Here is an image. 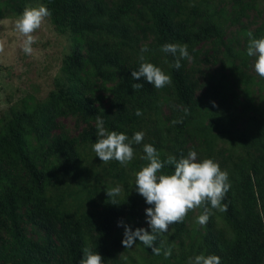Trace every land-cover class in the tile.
Instances as JSON below:
<instances>
[{"label":"trees","instance_id":"1","mask_svg":"<svg viewBox=\"0 0 264 264\" xmlns=\"http://www.w3.org/2000/svg\"><path fill=\"white\" fill-rule=\"evenodd\" d=\"M42 1L55 5L64 0ZM217 1L66 0L64 25L84 42L86 54L75 43L62 62L65 86L37 102L33 109H12L10 116L0 120V167L10 168L4 178L10 179L20 171L27 179L26 185L18 186L11 178L12 182L0 188V222L4 229L0 264H49L46 249L23 233L20 225L24 221L44 231L51 244L52 238L58 240L65 253L64 264H78L86 247L101 255L104 264H117V250L110 240L115 221L124 215L136 217L141 205H147L136 191L134 176L147 163L142 159L143 145L151 144L162 161L169 155L186 157L184 133L195 120L196 110L190 104L193 89L186 84L183 73L187 59H182L181 68L176 70L172 67L176 57L161 47L165 43H186L192 56L197 46L208 40L221 42L223 30L210 14V7ZM146 33L153 36L156 52L150 61L172 78L170 85L160 89L143 77H131L139 67L136 47L140 34ZM87 68L103 81L117 78L112 87L102 88L111 95L112 117L108 121L95 104L93 84L81 75ZM134 83L144 87L135 90ZM165 93L188 109L187 113L172 114L167 125L158 118ZM137 109L142 111L141 116L135 115ZM68 113L93 119L100 116L107 130L123 132L129 138L135 132H144L141 144L132 145L133 160L126 167L115 160L100 161L92 150L94 127L79 143L56 142L42 149L39 155L54 165L37 169V150L30 148L28 139L48 138L56 118ZM176 120L182 122L173 123ZM233 124L228 116L226 121H212L205 129L232 138ZM239 142L243 153L237 161L229 165L223 159L218 163L222 171H227L231 185L221 202L227 205V211L207 206L209 219L203 225L195 256L215 254L221 264H264V123L258 122L253 135H244ZM205 143L206 139L201 138L200 144ZM203 155L214 161L204 150ZM162 171L171 174L174 166L165 165ZM117 186L120 194L109 198L106 191ZM113 199L117 204H112ZM22 200L30 207L25 215L19 211ZM200 211L202 214L204 208ZM186 217L172 224L174 238L181 239ZM162 242L160 235L154 245L161 248V253L168 246V242L163 246Z\"/></svg>","mask_w":264,"mask_h":264},{"label":"rangeland","instance_id":"2","mask_svg":"<svg viewBox=\"0 0 264 264\" xmlns=\"http://www.w3.org/2000/svg\"><path fill=\"white\" fill-rule=\"evenodd\" d=\"M41 5L51 15L33 33L36 43L32 45V54L28 55L22 50L24 38L16 31L14 22L25 7ZM65 5L66 0L55 5L45 4L42 0H0V43L3 44V51H0V120L10 116L12 109H33L37 102L45 100L65 86L62 62L75 43H79L82 54H86L84 42L64 25ZM210 14H214L224 34L221 42L208 40L198 45L192 59L185 61L183 73L186 84L193 89L190 104L196 110L195 120L184 133L185 148L187 152L195 151L198 161L206 158L203 155L204 150L211 154L214 162L219 163L225 159L230 165L231 161H237L238 156L243 153L239 138L253 135L256 124L264 123V78L254 71L255 58L247 55L250 40L248 33L251 32L257 39L264 36V0H219L210 7ZM148 23L151 24V21ZM140 36L136 56L139 57L141 48L146 46L148 51L142 54L146 61L152 63L150 60L156 55L153 50V36L149 33ZM81 75L93 84L95 104L103 119L108 121L112 117L109 107L111 95L102 88L112 87L117 78L103 81L89 68ZM161 101L158 118L162 124H169L172 114L185 113V108L171 101L169 94L165 93ZM228 116L234 120L231 127L232 138L218 133L217 130L206 131L209 123L220 119L226 121ZM94 127L96 128V119L83 114L68 113L56 118L48 138L38 141L30 137V148L37 150V169L40 170L44 165L48 168L54 165L39 155L42 149L56 142L75 140L79 143L84 133ZM104 127L106 128L105 124ZM201 138L206 139L204 145L200 144ZM8 170L9 167H0V188L12 181L18 186L26 185L27 179L20 171L11 177L12 181L11 178H4ZM52 174L48 170V176ZM147 207L151 206L141 205L136 217L129 218L124 215L115 221L110 240L117 250L116 263L189 264L190 258L195 257V247L204 231L203 225L197 222V217L201 215L200 208L188 212L181 239L172 236V225L167 233L161 235L162 246L168 242L164 250H171V255L167 258L163 254L164 250L160 255H155L138 240L130 248L123 246L125 226L133 231L137 228L150 231L144 211ZM29 210L30 207L22 200L19 204L20 213L25 215ZM20 226L29 240L46 249L49 264L65 263V253L56 238H52L51 244L48 235L38 227L26 221ZM3 234L4 229L0 222V237Z\"/></svg>","mask_w":264,"mask_h":264},{"label":"clouds","instance_id":"3","mask_svg":"<svg viewBox=\"0 0 264 264\" xmlns=\"http://www.w3.org/2000/svg\"><path fill=\"white\" fill-rule=\"evenodd\" d=\"M51 15L50 11L43 5L39 7H25L14 22L16 31L24 38L22 50L25 54L31 55L32 45L36 43L33 33L38 30L46 17ZM250 37L247 46V55L254 57V71L264 78V36ZM161 50L176 57L172 67L176 70L181 68V60H191L188 52V45L180 43H165ZM0 51H3V44L0 43ZM148 51L147 47L141 48L139 56V67L131 72L133 79L143 77L156 89L170 85L172 78L170 75L154 64L147 62L142 53ZM142 83H134L132 88L142 89ZM188 109H185V113ZM115 114V112H114ZM135 115L141 116L142 111L137 109ZM181 120L173 121L180 123ZM144 132H135L131 138L123 132L109 131L104 127L102 117H96V140L92 143V150L99 157L100 161L108 163L112 160L119 162L122 166H127L134 158L133 144H141ZM142 159L147 163L141 165L140 170L134 173L136 191L144 198L145 203L151 207L145 208L146 222L150 231L144 228H137L134 231L125 226L124 239L122 244L125 248H130L138 240L146 247L151 248L155 255L161 254V248L154 246L157 238L169 231L170 225L182 222L190 210L203 207L204 212L197 217V222L206 224L209 219L210 209L227 211V205L222 204L226 193L230 189V182L227 171H222L218 163L210 158L201 161L197 160V153L190 150L187 156L169 155L166 160H161L159 152L151 145L144 144ZM165 165L174 166V172L165 173L162 170ZM119 186L106 191L107 196L116 197L120 194ZM112 204H117L113 199ZM167 258L171 255V250L163 252ZM78 264H104L103 257L90 248H84L82 257ZM189 264H221L220 257L215 254H200L190 258Z\"/></svg>","mask_w":264,"mask_h":264}]
</instances>
